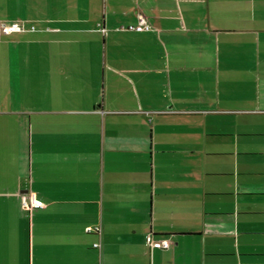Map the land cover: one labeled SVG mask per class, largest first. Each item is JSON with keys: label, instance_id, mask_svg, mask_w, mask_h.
Listing matches in <instances>:
<instances>
[{"label": "crops", "instance_id": "0c3cea01", "mask_svg": "<svg viewBox=\"0 0 264 264\" xmlns=\"http://www.w3.org/2000/svg\"><path fill=\"white\" fill-rule=\"evenodd\" d=\"M0 264H264V0H0Z\"/></svg>", "mask_w": 264, "mask_h": 264}, {"label": "built area", "instance_id": "2783aa9c", "mask_svg": "<svg viewBox=\"0 0 264 264\" xmlns=\"http://www.w3.org/2000/svg\"><path fill=\"white\" fill-rule=\"evenodd\" d=\"M138 16V21L136 23H131L129 25H122L123 27H128V28H133V29H149L152 27L151 22L149 21L147 15L143 11H138L137 12ZM31 28H34V25L31 26ZM25 29L24 23L14 20L11 22H3L2 23V30L4 32H11L13 30H21ZM23 205L27 207H32V206H41L44 204V202L37 198L34 193H30L29 198L26 197V195H23ZM88 230L95 229L97 231H100V226L99 225H88L87 226ZM147 242L148 245L153 248V247H168L171 245L172 240L168 237H162V238H156L154 237L151 233L148 234L147 236ZM100 241H96L95 245H100Z\"/></svg>", "mask_w": 264, "mask_h": 264}]
</instances>
